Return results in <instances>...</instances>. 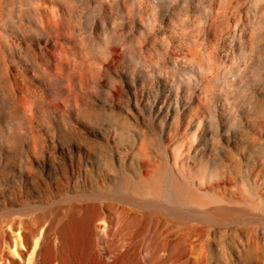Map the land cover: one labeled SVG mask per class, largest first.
I'll list each match as a JSON object with an SVG mask.
<instances>
[{"label": "bare ground", "instance_id": "6f19581e", "mask_svg": "<svg viewBox=\"0 0 264 264\" xmlns=\"http://www.w3.org/2000/svg\"><path fill=\"white\" fill-rule=\"evenodd\" d=\"M74 161L88 199L195 223L214 264H264V0H0V211H41L0 264H140L97 252L98 205L62 204Z\"/></svg>", "mask_w": 264, "mask_h": 264}, {"label": "rangeland", "instance_id": "374dc122", "mask_svg": "<svg viewBox=\"0 0 264 264\" xmlns=\"http://www.w3.org/2000/svg\"><path fill=\"white\" fill-rule=\"evenodd\" d=\"M84 134L86 137L94 139L86 132ZM58 162L70 165V161ZM87 162L74 161V170L68 169V174L74 173L78 193L72 195L74 196L72 198L62 200V204L69 203L78 206L96 204L100 207L102 215L95 227L97 252L110 260V257L114 255L133 249L134 255L138 257L140 264H161L163 261L168 264L167 258L171 259L172 264H214V262L207 260L200 254L203 246L202 243L196 244L195 223L187 221L185 218L171 217L160 210H145L140 207L139 203L125 198H111L103 195L100 198H95L94 194L93 200L88 199L85 196L87 192L84 191L90 189L92 177H95L96 172L92 175L91 173L88 175L85 173ZM34 198L35 196L29 199L34 200ZM9 213L10 211H0V233L2 238L0 253L12 251L9 246V239L6 238V232H11L12 221L14 219L23 220V227L26 230L27 228H35L36 216L41 211ZM159 243H163V247L158 251L155 259L153 258L151 261V254L156 251V246ZM106 246H108L110 252L107 255Z\"/></svg>", "mask_w": 264, "mask_h": 264}]
</instances>
